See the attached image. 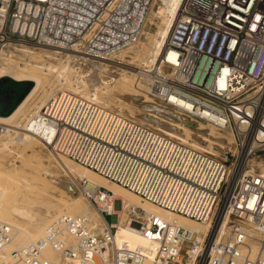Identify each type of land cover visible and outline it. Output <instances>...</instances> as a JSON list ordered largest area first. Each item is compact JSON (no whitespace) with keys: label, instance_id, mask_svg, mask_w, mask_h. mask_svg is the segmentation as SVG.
I'll return each mask as SVG.
<instances>
[{"label":"built area","instance_id":"2783aa9c","mask_svg":"<svg viewBox=\"0 0 264 264\" xmlns=\"http://www.w3.org/2000/svg\"><path fill=\"white\" fill-rule=\"evenodd\" d=\"M152 3L0 0V63L11 58L23 64L30 57L23 47H29L48 60L52 54L75 80L91 86L129 72L143 98L186 121L232 132L236 151L221 156L194 147L59 87L27 130L57 156L162 210L208 225L197 231L129 207L127 224L156 245L153 264H264V171L255 165L264 153V99L252 95L264 86V0H181L157 61L132 65L123 57L139 45ZM247 140L253 141L249 150ZM84 189L107 228L100 231L86 215L62 214L43 237L5 258L12 235L0 223V264H54L46 248L69 264H142L144 253L114 239L123 201L105 187Z\"/></svg>","mask_w":264,"mask_h":264},{"label":"bare ground","instance_id":"6f19581e","mask_svg":"<svg viewBox=\"0 0 264 264\" xmlns=\"http://www.w3.org/2000/svg\"><path fill=\"white\" fill-rule=\"evenodd\" d=\"M154 2L155 0H153L151 10L147 16V22L151 21L155 17H159L161 22L160 24H158V28L154 33H150L147 31L144 32L143 30V33L146 34V38L149 40L151 39L150 48L148 50V54L144 57V59L134 60L142 61L143 63L147 64L157 61L158 57L163 52L166 39L171 32L177 9L179 8L181 0H162L164 6H160L157 12L153 9ZM23 49L29 52L30 59L38 58L39 61L37 62L36 60L37 63L33 61L35 63L34 64L29 60L25 61L22 64L17 63L11 58H6L0 63V78L3 76H11L16 80H29L33 82V87L31 88L30 92L17 106V108L9 116H0V127L3 128L0 135V155L6 152L11 153L16 151V149L19 147V144L28 147L30 143H33L32 148L35 153L34 157L37 159H34V161L37 162L36 168L39 173H41L40 176L45 177L47 175H53V172L49 170L50 167H46L47 165L44 166V164L42 163L43 160H41V152L43 149H46L47 152H49V157L54 160L55 166L58 168V170H60L61 175L64 177V179H56L66 190L70 192L71 197L69 199L57 197L55 201L57 200L58 203L56 204H42L38 201H30L27 200V197L22 193H18L14 184L9 183L8 186L4 187L2 183L7 180V178L3 176V174H0V223L8 224L12 235V239L5 245L2 251V255L5 258H11L13 252H20L27 245L33 243L40 237H43L48 225L52 222V220L62 214H69L72 216L86 215L93 220V224L98 226L100 231H103L105 228H107V223L101 214V210L93 206L86 199L84 189L85 187L86 189L105 187L113 193V196L116 199H118L119 201H123V208H116V213L119 214V222L116 224V234L114 235V239L119 246L126 244L129 248L144 253L145 259L143 260L142 264H153L152 261L155 255L156 245L153 242L148 241L139 232L138 227L134 225L130 226L127 224V209L129 207H140L147 213L156 215L157 217L161 218L164 222H173L175 220L178 224L184 225L193 230L204 232L207 231L208 225L184 216L173 215L165 210H162L149 203L148 201L138 197L131 191L119 186L118 184L104 179L96 172L64 156H57L51 151L48 144L44 142L39 135L36 134V131L29 132L27 130L30 117L36 115L41 110L43 105H45L46 102L50 99L52 93L56 88H65L73 92L80 93L85 97L95 99L96 101L101 102L102 100L104 103H108L105 98L111 95L112 91H118L121 94L129 91L128 83L131 80L129 72H124L122 74V77L120 76V80H118L114 85L111 83H113L115 80L113 82H110L105 78V80L96 82L91 86L87 84L84 79H73V75H71L72 70L66 63L57 61L56 59L54 64H56L57 61V63H59L57 65L50 63L48 59V62L43 63L42 52L34 51L29 47H23ZM136 50H139L138 46ZM49 56L54 57L52 54H50ZM128 70L132 72L134 71V68L130 67ZM116 76L118 78V75ZM131 93H134V95L136 96V88L132 90ZM257 94L259 98L261 97L262 100L264 99V86L252 95ZM113 101V105L122 110V105L125 103L122 97H115ZM127 104L129 103L127 102ZM179 104L186 108H190V105L186 103ZM144 110L148 111L146 117L142 120V122L144 121L146 123V121L148 122L150 120H155V118L157 117V113H159L162 109L157 105H146L144 106ZM200 124L209 126L208 124L203 122H200L199 125ZM169 127L172 130L162 128L160 126V122L156 124L157 129L174 137L180 138L184 142L194 147H201L203 145H201L202 142H207L208 144V141H211V136H213L212 130L209 133L200 134L199 138H201V142H199L191 136L192 130L184 121L169 123ZM211 128L216 130L213 126ZM180 132H185V136L182 137L181 135L183 133L180 134ZM229 133L231 135H234L232 132ZM16 135H19L20 138L15 139ZM246 144L249 150L250 148H252L253 141L247 140ZM26 161H28V159ZM38 180L37 182L40 181ZM83 182L85 183V185H83ZM33 189L35 191L42 190L41 192L47 193L49 195L51 194V192H47L45 188L39 187L37 185H34ZM39 204H42L44 206L46 213L44 211L43 212L46 215L42 214V216L41 214L35 212L36 208L38 209L37 205L40 206ZM103 208L109 209L108 206H103ZM120 237L124 239H121ZM69 240L71 241L72 239ZM241 251L242 253H246V250L244 248H242ZM43 253L45 257L54 264H69L67 262L63 263L60 255L52 248H46Z\"/></svg>","mask_w":264,"mask_h":264},{"label":"rangeland","instance_id":"374dc122","mask_svg":"<svg viewBox=\"0 0 264 264\" xmlns=\"http://www.w3.org/2000/svg\"><path fill=\"white\" fill-rule=\"evenodd\" d=\"M160 6H164L162 0H155L154 5H153V7H154L153 9L157 12L159 10ZM160 22L161 21H160L159 17L153 18L151 21L147 22V24L145 25L144 32L147 31L150 33H154L156 31V29L158 28V24H160ZM150 40L147 39L146 34L143 33V35L140 39L139 45H138V48H139L138 51L139 52L136 50L137 48L131 50L129 53L126 54V55H128V57L127 56H124L125 58L123 57L124 60H128L130 62L132 61V62H134V64L132 63V65H135V63H136V61H134L135 59H138V60L144 59V57L148 54V50L150 48ZM40 52H42V51H40ZM52 59H54V58L52 57L51 60H48V61H50V63L54 64L55 59L54 60H52ZM29 60H30V62L32 61L31 63L36 62V60H37V62L39 61L38 58H36V59H34V58L30 59L29 58L26 61H29ZM44 60H46L45 62H48L47 59H45L42 56V61H44ZM57 64H59V63H57V61H56V64H54V65H57ZM122 74H123V72L118 71V78H117V76H115V81L111 84H113V85L116 84V82L118 80H120L119 78L122 77ZM72 77H73V79L75 78L74 76H72ZM108 79L109 78H106V80H108ZM102 80H105V78L104 79L102 78ZM128 86H129V91L124 92L122 94L118 91H115V92L112 91L111 95H109L107 98H105V100H107L109 104L104 103L102 100H101V102L100 101H98V102L101 104L103 103V105L106 107L110 106L109 108L115 109L124 115L133 117L134 119L142 122V120L146 117V115L148 113V111L144 110V106L156 105V104H154L151 101L143 98L140 94V91L137 88H136V96L134 95V93H131V91L135 89V87L133 86L132 77H131L130 82L128 83ZM131 94H133V95H131ZM115 97H122V99L125 101V103L122 105V110H120L119 108H117L113 105V102H114L113 100ZM132 100H133V103H132ZM127 102L129 104H127ZM112 105L114 106V108ZM128 105H130V106H128ZM160 108L162 110L159 113H157V117L155 118V120H150L148 122L146 121V124H149V125L156 128V124L158 122H160V126L162 128L172 130L169 127V123H177L179 121H184L185 123H187L188 127L192 130L191 136L193 138H195L196 140H198L199 142H201L200 141L201 138H199L200 134L209 133V132H211V130L213 131V136H211V141H208V144H207V142H204V143L202 142L201 143V145L203 144L202 148L205 147V149H207L208 151H211L212 153L217 154V155H221V156L224 155L225 153H229L231 151L232 152L236 151L237 139L234 135H231L229 132H219V131L217 132L216 130L211 128L212 127L211 125H209V126L202 125V124L199 125V123L194 122V121H187L186 122V120H184L181 115L176 113V111L174 109H172L170 107H160ZM200 128H203V129H200ZM182 133L183 132H180V134H182ZM183 134L181 135L182 137L185 136V134L184 135ZM32 146H33V143H30L28 145V147H25L24 145L19 144V147L16 149V151H14V153L13 152H11V153L6 152V153H3L0 155V174H3V176H5L7 178V180H5L2 183V185L4 187H6V186H8L9 183H12L15 185V188L18 191V193H22L24 196H26L27 200L38 201L42 204H45V203L56 204V203H58L57 200L55 201V199L57 197H62L63 199H69L71 197L70 192L68 190H66L56 179V178L64 179V177L61 175L60 170H58V168L55 166L54 160L51 157H49V152H47L46 149H43L41 152V156H42L41 160H43L42 163L44 164V166L47 165L46 167H48V168L50 167L49 170L51 172H53V175H47L45 177L40 176L41 173H39V171L36 168L37 162L34 161V159L35 160H37V159L34 157L35 153L33 151ZM46 154L48 157L46 156ZM27 159L29 162L26 161ZM48 163L50 164V166ZM255 165H256L257 169L264 171V153H261L260 157H258L255 160ZM37 180L39 182H37ZM34 185L45 188L46 191L51 192V194L49 195L47 193H43V192H41L42 190H38V191L36 190L35 191L33 189ZM60 191H61V193H60ZM65 197H67V198H65ZM42 204L41 205L39 204L41 207L37 205L38 209L36 208V211H35L41 215L44 214V212L46 213V210ZM39 209H41V210H39ZM44 215H46V214H44ZM106 219L108 222H112L111 216H109V215L106 216ZM120 238L124 239L122 237H120Z\"/></svg>","mask_w":264,"mask_h":264},{"label":"water","instance_id":"95a60500","mask_svg":"<svg viewBox=\"0 0 264 264\" xmlns=\"http://www.w3.org/2000/svg\"><path fill=\"white\" fill-rule=\"evenodd\" d=\"M33 87L29 80H16L11 76L0 78V116H9Z\"/></svg>","mask_w":264,"mask_h":264}]
</instances>
